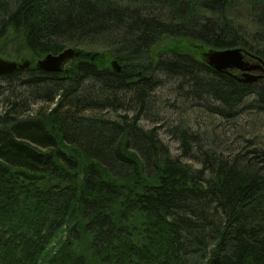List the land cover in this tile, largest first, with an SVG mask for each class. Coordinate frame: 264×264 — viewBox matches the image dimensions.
Instances as JSON below:
<instances>
[{"label": "trees", "instance_id": "1", "mask_svg": "<svg viewBox=\"0 0 264 264\" xmlns=\"http://www.w3.org/2000/svg\"><path fill=\"white\" fill-rule=\"evenodd\" d=\"M233 1L0 0L1 57L79 53L0 78V264H264V144L229 154L158 111L173 84L210 117L264 113V79L192 51L264 61V0Z\"/></svg>", "mask_w": 264, "mask_h": 264}, {"label": "rangeland", "instance_id": "2", "mask_svg": "<svg viewBox=\"0 0 264 264\" xmlns=\"http://www.w3.org/2000/svg\"><path fill=\"white\" fill-rule=\"evenodd\" d=\"M233 2H236L235 6H237L238 4L242 6L241 3H244L242 2V0H237ZM176 43H178L176 39H173L171 37H163L155 47V54L158 51H165L169 48L174 47L173 45ZM199 45L200 44H194L192 51L193 54L200 59L202 58L203 54L205 56V54L208 53L210 49L207 47L202 48ZM15 47H17L16 43L9 44L4 49L6 53L10 56L5 55L3 57H0L7 61H15L20 64L29 61L31 64H34V66H36V63L38 61L33 62V60H30L29 57L24 61H22L20 58L18 60L14 52ZM78 56H76L75 58H77ZM75 58L67 62L65 67L70 62L75 60ZM113 61L114 60H112V62ZM252 63L255 65L260 64L257 60H254ZM240 76H242V74H240ZM173 87V84H168L161 92L162 98L160 99V101L163 102H159L161 105L158 108L159 116H165L169 120V122L181 119V117L189 118L190 126L195 131H200L201 133H204L205 136H207V146H216L217 148H219L220 151H229V154L233 152V150L236 151L242 147H246V145H248L249 143L248 140H250L251 142L254 141V144H264V113H249L244 110L243 114L239 118L232 121H227L219 117H210L206 114V112L202 113L197 110V107H195L194 104L190 102H184L182 99H176L174 93L172 92ZM174 103H176L174 105L175 107L171 106ZM143 125H145L147 128L152 126L150 122H143ZM165 131L166 130H164L163 128L161 129L163 140L166 144L170 146L171 152L174 156L179 155V144L175 140H173L168 134H166ZM206 145L205 147H207Z\"/></svg>", "mask_w": 264, "mask_h": 264}, {"label": "water", "instance_id": "3", "mask_svg": "<svg viewBox=\"0 0 264 264\" xmlns=\"http://www.w3.org/2000/svg\"><path fill=\"white\" fill-rule=\"evenodd\" d=\"M78 52L74 48H68L59 54H49L38 60L36 68L49 73L61 72L64 70L67 62L78 56ZM248 53L241 48H230L224 50H210L205 54L207 64L219 73H232L234 71L242 74L244 83H256L264 79V61L257 59L260 64L251 63L247 57ZM250 57V56H249ZM31 63L10 62L0 57V78L7 74L17 71H24L30 67ZM112 67L116 71L121 70L118 61L112 62Z\"/></svg>", "mask_w": 264, "mask_h": 264}, {"label": "flooded vegetation", "instance_id": "4", "mask_svg": "<svg viewBox=\"0 0 264 264\" xmlns=\"http://www.w3.org/2000/svg\"><path fill=\"white\" fill-rule=\"evenodd\" d=\"M248 58V60L252 63L254 60L253 59H251V58H249V57H247ZM236 73H240V72H236Z\"/></svg>", "mask_w": 264, "mask_h": 264}]
</instances>
